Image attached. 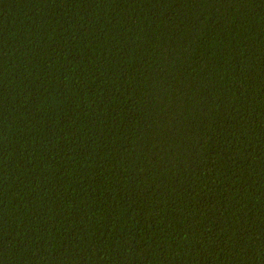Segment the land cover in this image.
Returning <instances> with one entry per match:
<instances>
[{
	"label": "trees",
	"instance_id": "obj_1",
	"mask_svg": "<svg viewBox=\"0 0 264 264\" xmlns=\"http://www.w3.org/2000/svg\"><path fill=\"white\" fill-rule=\"evenodd\" d=\"M0 264H264V0H0Z\"/></svg>",
	"mask_w": 264,
	"mask_h": 264
}]
</instances>
